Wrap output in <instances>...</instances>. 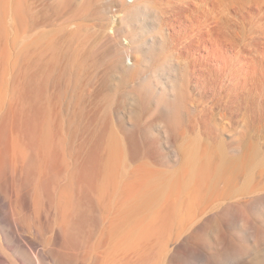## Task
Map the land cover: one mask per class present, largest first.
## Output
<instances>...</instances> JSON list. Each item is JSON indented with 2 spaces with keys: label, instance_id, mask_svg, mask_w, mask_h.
Instances as JSON below:
<instances>
[{
  "label": "bare ground",
  "instance_id": "obj_1",
  "mask_svg": "<svg viewBox=\"0 0 264 264\" xmlns=\"http://www.w3.org/2000/svg\"><path fill=\"white\" fill-rule=\"evenodd\" d=\"M0 264H264V0H0Z\"/></svg>",
  "mask_w": 264,
  "mask_h": 264
}]
</instances>
